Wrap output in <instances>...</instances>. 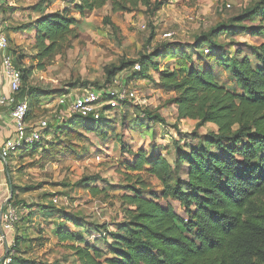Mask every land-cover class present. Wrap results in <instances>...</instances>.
<instances>
[{"label": "rangeland", "instance_id": "1", "mask_svg": "<svg viewBox=\"0 0 264 264\" xmlns=\"http://www.w3.org/2000/svg\"><path fill=\"white\" fill-rule=\"evenodd\" d=\"M258 1L162 0L164 5L156 14L145 7L114 14L109 4L93 12H77L79 0H3L2 16L12 56L28 76L22 93L31 104L29 121L52 118L60 112L56 105L60 97L101 91L117 76L138 93L136 100L117 109L106 107L97 120L78 115L53 120L39 144L21 149L7 162L1 158L8 195L11 193L9 203L19 215L11 235L23 238L22 258L30 263L80 264L70 249L79 243L60 242L56 233L61 228L78 233L85 243L109 256L111 234L119 232L129 208L121 200L128 192L126 175L138 174L126 169L132 160L129 151L145 150L150 156L157 151L173 163L176 142L190 151L201 136L217 131L214 124L197 128L198 121L180 118L172 101L175 94L161 87L160 74L209 65L225 88L240 92L223 63L248 58L254 68L264 65L258 61V48L264 44L261 12L239 19ZM37 4L50 12L69 10L78 20V38L72 47L45 68L32 61L36 55L33 34L16 32L13 39L9 34L17 26L27 28L40 16L34 10ZM206 38L215 46L208 45ZM208 47H217L216 57L223 61L207 57ZM143 61L148 64L147 71L133 74V67ZM120 67L123 71L110 81L108 71ZM93 122H99V130L87 129ZM146 178L156 190L162 188L157 180ZM57 196L68 198L69 206L55 204ZM171 203L184 215L178 202ZM1 252L2 258L5 252Z\"/></svg>", "mask_w": 264, "mask_h": 264}, {"label": "trees", "instance_id": "2", "mask_svg": "<svg viewBox=\"0 0 264 264\" xmlns=\"http://www.w3.org/2000/svg\"><path fill=\"white\" fill-rule=\"evenodd\" d=\"M79 1L75 10L80 13L109 4L114 14L131 13L139 7L156 14L164 5L162 0ZM34 10L40 17L35 24L32 61L45 68L72 47L78 38V20L69 10L50 12L42 4ZM257 11L264 23V0L240 21ZM218 27L212 34L223 25ZM261 29L264 32V25ZM207 50V57L223 61L217 58V47ZM258 50V61L264 64V44ZM225 63L240 92L225 88L209 65L160 74L161 87L175 94L172 101L179 117L198 121L197 128L214 124L217 131L201 136L190 151L176 142L173 163L157 151L151 156L145 150L129 151L132 160L126 169L138 174L126 175L128 192L121 200L129 208L119 232L111 234L109 256L85 243L78 233L63 228L56 233L62 243H79L70 249L80 264H264V65L254 68L248 58ZM141 65L145 73L148 64L143 61ZM123 69L108 71L109 80ZM27 78L22 72L23 84ZM20 98L24 99L23 93ZM87 129L97 131L100 124L93 122ZM146 177L157 180L162 188L156 190ZM171 200L180 204L184 215ZM22 240L16 236L13 249L19 254L10 264H51L22 258Z\"/></svg>", "mask_w": 264, "mask_h": 264}, {"label": "built area", "instance_id": "3", "mask_svg": "<svg viewBox=\"0 0 264 264\" xmlns=\"http://www.w3.org/2000/svg\"><path fill=\"white\" fill-rule=\"evenodd\" d=\"M3 5V0H0V54L3 59L6 75L9 78L10 95L0 92V107L9 109L15 125L13 136L5 140L2 145L0 156L3 160L7 162L9 158L21 149L40 143L43 138V132L51 130L50 124L53 120H63L65 116L75 115L82 118L91 117L97 120L100 117V112L106 107L117 109L125 102L137 99V91L125 86L122 79L117 76L107 88L101 91L91 89L82 94H70L60 97L56 101L60 112L52 114V118H44L34 123L29 121L32 108L27 99L20 98L23 84L22 71L16 65L10 52L9 37L5 33L7 25L2 16ZM226 7L231 8V5L227 4ZM167 36L169 37L171 34ZM206 53H208V50ZM141 72L142 65L138 63L133 67V74ZM53 202L57 205L69 206L68 198L57 196ZM18 220L17 209L11 203H6L0 216V247L6 244L7 235L15 231ZM14 254L13 246L8 245L2 264L12 263Z\"/></svg>", "mask_w": 264, "mask_h": 264}, {"label": "crops", "instance_id": "4", "mask_svg": "<svg viewBox=\"0 0 264 264\" xmlns=\"http://www.w3.org/2000/svg\"><path fill=\"white\" fill-rule=\"evenodd\" d=\"M39 17L40 16L33 18L30 24H27L28 26L26 29L18 30L23 27L22 25V26H17L18 28H13L14 31L9 30V34L10 32L12 33L10 34L11 39L15 37L16 34H13V33H16V32H24L26 35L33 34V37L35 39V35H36L35 24H36V21L39 19ZM0 92L5 95H10L9 78L6 75L1 54H0ZM14 132H15V125L11 118L9 109L5 107H0V151H1L4 141L12 137ZM4 171H5L4 163L1 161V156H0V216L3 210V207L5 206L6 203H9V200L11 198V193L10 195H8L9 185L4 180ZM15 238L16 237H14L11 234L7 235L6 244L0 247V263L1 261H3L4 257L6 256L8 245L10 246L15 245L16 243ZM1 251L5 252V256L2 258H1V253H2Z\"/></svg>", "mask_w": 264, "mask_h": 264}, {"label": "water", "instance_id": "5", "mask_svg": "<svg viewBox=\"0 0 264 264\" xmlns=\"http://www.w3.org/2000/svg\"><path fill=\"white\" fill-rule=\"evenodd\" d=\"M3 211V210H2Z\"/></svg>", "mask_w": 264, "mask_h": 264}]
</instances>
